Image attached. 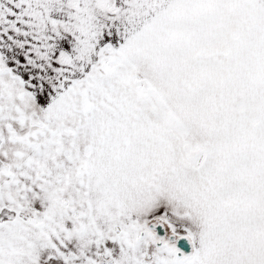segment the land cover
<instances>
[{"label": "snow or ice", "instance_id": "snow-or-ice-1", "mask_svg": "<svg viewBox=\"0 0 264 264\" xmlns=\"http://www.w3.org/2000/svg\"><path fill=\"white\" fill-rule=\"evenodd\" d=\"M0 264H264V0H0Z\"/></svg>", "mask_w": 264, "mask_h": 264}]
</instances>
